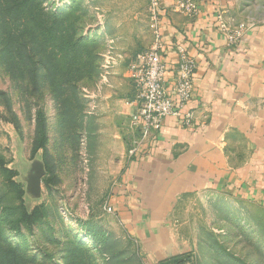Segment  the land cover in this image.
<instances>
[{"label":"rangeland","instance_id":"rangeland-1","mask_svg":"<svg viewBox=\"0 0 264 264\" xmlns=\"http://www.w3.org/2000/svg\"><path fill=\"white\" fill-rule=\"evenodd\" d=\"M35 3L44 12L43 63L35 53V66L23 71L18 58L0 53V264H158L106 209L129 158L112 112L131 93L130 59L153 41L151 0ZM263 7L239 0V20ZM34 169L38 194L29 190ZM19 210L35 216L16 232L7 225ZM170 221L187 263L264 264L257 204L194 192L175 202Z\"/></svg>","mask_w":264,"mask_h":264},{"label":"crops","instance_id":"crops-1","mask_svg":"<svg viewBox=\"0 0 264 264\" xmlns=\"http://www.w3.org/2000/svg\"><path fill=\"white\" fill-rule=\"evenodd\" d=\"M175 1L157 0L161 55L166 80L178 48L193 58L191 99L179 116L164 118L146 153L126 159L107 200L109 213L151 263L182 252L170 213L185 194L210 191L264 208V7L244 23L239 0H199L194 16ZM220 23L242 26L235 42H228ZM130 86L129 97L112 112L125 149ZM186 114L192 117L189 125Z\"/></svg>","mask_w":264,"mask_h":264},{"label":"built area","instance_id":"built-area-1","mask_svg":"<svg viewBox=\"0 0 264 264\" xmlns=\"http://www.w3.org/2000/svg\"><path fill=\"white\" fill-rule=\"evenodd\" d=\"M199 0H176V8L189 16L196 13ZM156 27L151 44L138 51L128 63V77L134 94L129 101L131 112L128 121L127 153L138 158L146 153L149 144L158 137L163 120L167 116H179L193 92V72L196 64L183 48H178L177 62L172 66L170 80L165 79L166 62L162 59L161 34L158 27V2L151 0ZM227 33L229 43L239 37L242 26L231 27L220 23ZM191 114L184 115V123H191ZM107 211L111 208L108 206ZM190 264V263H186Z\"/></svg>","mask_w":264,"mask_h":264},{"label":"trees","instance_id":"trees-1","mask_svg":"<svg viewBox=\"0 0 264 264\" xmlns=\"http://www.w3.org/2000/svg\"><path fill=\"white\" fill-rule=\"evenodd\" d=\"M43 14V9L39 8L35 0H0V53L9 58H18V64L23 71L28 69L27 63L29 61L32 67L35 66L32 59L35 53L39 54L43 63ZM55 16L53 15V18ZM61 33L68 35L64 29ZM57 47L60 48L59 46L52 47L51 51L58 49ZM33 72L32 82L36 84V68ZM37 118L39 119L38 140L35 141V147L39 148L43 146V116L41 111L37 113ZM5 208H1L2 214L5 212ZM32 216H35V211L28 214L25 210H19L14 215L15 219L7 226L9 229L19 232L26 222H31ZM187 261L186 258L177 256L170 260L158 262V264H186Z\"/></svg>","mask_w":264,"mask_h":264},{"label":"water","instance_id":"water-1","mask_svg":"<svg viewBox=\"0 0 264 264\" xmlns=\"http://www.w3.org/2000/svg\"><path fill=\"white\" fill-rule=\"evenodd\" d=\"M35 171V169H34ZM40 175L41 173L39 171H35L31 176H30V182H29V190L33 194H38L40 190Z\"/></svg>","mask_w":264,"mask_h":264}]
</instances>
